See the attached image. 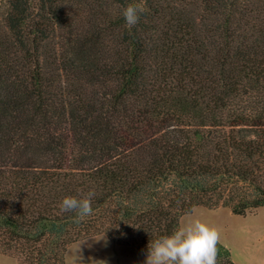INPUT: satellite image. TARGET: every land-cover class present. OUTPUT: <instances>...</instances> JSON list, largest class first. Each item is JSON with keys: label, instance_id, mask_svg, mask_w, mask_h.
Segmentation results:
<instances>
[{"label": "trees", "instance_id": "1", "mask_svg": "<svg viewBox=\"0 0 264 264\" xmlns=\"http://www.w3.org/2000/svg\"><path fill=\"white\" fill-rule=\"evenodd\" d=\"M196 206H264V0H0V251L146 253Z\"/></svg>", "mask_w": 264, "mask_h": 264}, {"label": "rangeland", "instance_id": "2", "mask_svg": "<svg viewBox=\"0 0 264 264\" xmlns=\"http://www.w3.org/2000/svg\"><path fill=\"white\" fill-rule=\"evenodd\" d=\"M189 219L215 227L219 242L229 248L236 264H264V206L244 215L233 213L229 207L196 206L180 217L179 227ZM145 259L146 253L136 247L100 234L71 243L64 264H144ZM0 264L20 263L16 255L0 251Z\"/></svg>", "mask_w": 264, "mask_h": 264}, {"label": "clouds", "instance_id": "3", "mask_svg": "<svg viewBox=\"0 0 264 264\" xmlns=\"http://www.w3.org/2000/svg\"><path fill=\"white\" fill-rule=\"evenodd\" d=\"M143 11L144 8L140 5L128 4L122 8L126 24L135 26ZM93 195L94 193L88 192L79 198L65 196L60 209L62 212H74L75 221L80 222L93 213ZM219 241L220 234L215 227L200 219H189L170 235L150 240L144 264H217Z\"/></svg>", "mask_w": 264, "mask_h": 264}]
</instances>
